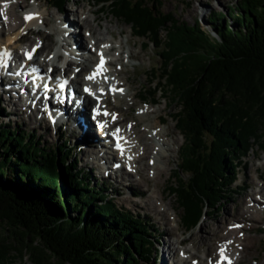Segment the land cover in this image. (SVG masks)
Instances as JSON below:
<instances>
[{
    "label": "trees",
    "instance_id": "obj_1",
    "mask_svg": "<svg viewBox=\"0 0 264 264\" xmlns=\"http://www.w3.org/2000/svg\"><path fill=\"white\" fill-rule=\"evenodd\" d=\"M70 1L45 0L60 11ZM92 1L156 51L152 88L139 100L157 104L160 92L178 109L171 117L186 143L166 192L185 230L195 229L241 188L253 147L264 154V0L210 12L203 23L214 36L200 20L189 26L162 13L166 0ZM64 135L46 146L33 131L0 125V264H154L161 239L153 226L116 206Z\"/></svg>",
    "mask_w": 264,
    "mask_h": 264
},
{
    "label": "rangeland",
    "instance_id": "obj_2",
    "mask_svg": "<svg viewBox=\"0 0 264 264\" xmlns=\"http://www.w3.org/2000/svg\"><path fill=\"white\" fill-rule=\"evenodd\" d=\"M8 1L9 0H4L3 2ZM16 1L19 3L22 0L9 1L13 5V12H11L10 16L8 17L9 21H11L10 24H15L19 20H24L25 18L22 13H25L26 11L36 13L40 11L50 21L48 25L41 23H36L33 25L30 24L28 27H25L24 30H21L22 36L27 37H25L23 41L24 45H17V49L33 45L37 40L36 37L38 30L53 33L54 29L58 28L59 19H61L62 15L57 11L56 8L48 7L45 0H23L22 2L25 5H27L28 3L30 4L28 9L25 10L23 9L24 7L18 5V3L14 4ZM236 1L237 0H166L160 10L164 14L172 15L174 13L175 15L172 16H175V20L189 26L194 25L196 21L200 20L202 26L204 27V30L211 34L210 28L204 26L203 23L206 20L207 15L213 11L227 13L228 7H230L231 4L234 5ZM10 3L8 4V6H10ZM38 3L42 5V8L37 6ZM63 10L67 13V15L64 16L65 21H72L73 19L76 20L74 16L75 12L77 11L79 12L77 17L80 18V20L89 19V21L92 22V24H90V29H97V35L100 38L101 36L106 35L108 30H112L111 36H115L114 38H111V36L108 37L106 35L111 43L109 45L118 47L120 45L119 42H122L124 44L125 52L130 49L135 53L137 52L138 55L134 57L132 61L126 60L127 66H124L125 61H123V59L119 61L120 63H117V67L122 66L121 71L124 73L123 75V73L120 71L119 76L122 77L121 79L125 81L126 84L130 86V88L132 87L133 91L131 93H128L130 95L134 93L137 94V98H139L141 97L140 93L145 94V91L151 90L152 85H148V80L146 78L147 73L152 69L157 70V68L159 67V59L155 56L156 51L153 49V47L141 49L142 44L144 42L146 43V39L134 37L132 35V30H130V28L128 27L129 25H126L117 18L113 17L110 14L111 10L109 8H105L101 13H98L97 11H99L100 8L96 7L95 3L92 0H71ZM92 10L97 12L100 21H93L94 16L89 14V11ZM99 22L100 25L98 26ZM21 23L22 22H20V25ZM71 27H73L72 30L74 31L77 29L73 22L71 24ZM8 28L9 27H7V24L2 26V30H7ZM82 30L81 36L86 38L84 45L89 47L88 37L85 35L90 34L91 32L86 33L84 32L85 29ZM44 33L45 32H43V35ZM211 35L214 36L213 33ZM46 37H48L49 39H45ZM46 37L39 38L44 41L45 45L46 43H49L53 48L51 47L43 55H41L40 53L42 51L38 52V57L40 55L42 57L46 56L48 55V53H52L53 55L56 49H61V46L63 44L62 42L54 45V38L56 37L60 40L61 36L55 35L53 37ZM1 45L2 44L0 43V47ZM64 52L65 51H62L61 53L66 55ZM114 53L111 54L112 56L110 55V58H114L117 60V55L119 53L117 51H114ZM93 65L94 63L90 64L91 67ZM72 71L74 72L75 70L71 69V72ZM2 77L4 81H2V83H5V85H7L8 77L5 75H2ZM155 84L156 82L153 85ZM6 95L4 92H1L0 88V111H2V113L0 112V116H2L0 118V125H8L13 128H20V130L28 132L33 131L35 132V135L37 137H40L42 141L46 143V146L60 145L59 139L63 136V134L65 133V138L69 135V133H67L68 127H60L58 124L49 125L47 121L43 122L41 119V115L33 114L26 108V106H20V104L18 103L14 104L16 100L12 95V97L10 98L12 101L11 103H8ZM137 98L133 100L131 99V97L123 98V101H121L119 105L115 104V101L110 99L109 101L111 105L109 107L111 108V110L113 109L112 111H115L116 115L115 113L109 111H104L103 114L105 115V113H108V115H106L108 117L114 116L120 119L122 118L120 121H122L124 133H129L130 127H133L134 123L139 125V127L136 128L139 131L140 127L144 129L148 125L157 127V129L166 130L169 136L168 138L171 141V149L168 152H165L163 149H159V146L156 143L157 140L146 143L147 148H151L152 146H154L162 153L165 152L164 158L166 159V162L168 164L164 169H162L163 172L161 177H158L157 174V177L152 180V175L150 174L151 169L148 168H150L149 166L153 162H156V160L148 159L150 156H152V154H150L151 151H146V154L145 156H143V160L140 163L145 169L142 170V166L139 164L140 170H138V174L141 175L142 182L139 183L135 176L129 175V171H127V167H125V165H122V168L117 172L111 171L110 169H114L115 167L113 166V161L104 158L100 159L101 157H99V155L96 156V154L102 152L98 148L101 146L100 143H96L97 140H100L101 136H99L96 131L94 132V126L90 125H87V131L89 132V135L88 132L85 133L83 130L79 131L74 129L75 131L72 132L74 133L73 136H75L71 139V144L77 148L76 158L77 162L79 163V167H82L85 172L91 171L92 177L96 180L98 179L99 183L106 182L105 185L107 188L111 189L110 195L118 208H121L134 216L139 215L140 218H144L150 225L153 226L157 237L161 239V241L159 240L158 245H154V249L158 251L159 256L158 260L154 264H182L181 260L183 261L185 258L187 261H190L189 256H191V254L193 253L192 251H197L198 260L200 258L206 259V255H208V248H215L214 250L211 249L212 253L214 252L212 255L215 256V252L219 254L220 248H217L219 245L218 243L221 239L219 231L223 230V228L227 230L228 226H230V224L234 222L244 225L245 231L243 229V231L240 230L241 233H239V236L244 237L243 235L245 234V237L248 238L245 243L246 246L242 251L243 254H241L239 251L235 253L238 257V264H264V209H262L264 208V200L257 196L261 189L264 190V154L260 153L258 149L253 147L249 156L243 161V168H241L238 173V181L236 182V186L241 188L234 189L235 194H232L229 197V200L222 203V206L218 210V213H213V215L205 216L199 223V226L197 228L186 231L180 221L182 212L177 208V205L175 203L176 199L170 196V194L165 190L166 188L171 187L177 183L174 171H176L177 166L181 163L179 157L186 143L176 129V122H174L171 117L178 112V109L175 105H173L170 98L167 100V102L162 101L160 92H157V95L153 98L157 101V104H152L150 98L146 99V104H144V102H140L139 100H137ZM127 103H129V106H132V108L127 107ZM115 107L117 109H115ZM141 107L149 108L153 112L146 115L145 117L140 116L139 118H137L139 115H141ZM85 111L87 110L83 109V111L79 112H81L80 114L84 115L86 113ZM86 116L88 117V113L86 114ZM157 117L164 119V124L160 125V123H158ZM78 118L79 117H77L76 119ZM44 119L46 118L44 117ZM84 120H86L85 116ZM92 133L95 135L94 137H92ZM143 136L146 138V135ZM109 143L111 146L112 140H109ZM142 149H144L145 151V148ZM137 152L138 149H135V151H131L130 153L136 155ZM156 164L157 166H160V168L164 166L159 162H156ZM108 171H110V174L105 176V172ZM143 175L145 176L143 177ZM182 177L185 180L187 179V176H185L184 174L182 175ZM161 196H164V200L162 201L160 200ZM150 198L155 199L154 202H151ZM254 199H259L260 203H263L259 208L262 213L258 214L260 216L257 215L255 217V220L250 223V221H245V219H243L245 216L241 215L242 213L239 208L249 209V207H247L248 202H250L251 200L254 201ZM147 203H152V205L154 206L155 204L159 205H156L155 209H151L145 206L147 205ZM160 205L164 209L162 207L160 208ZM163 211H165V213ZM162 212L164 213V216L161 215L163 214ZM249 224H252L251 227ZM172 232H174V234H172ZM182 240H187V243L180 245L179 243ZM192 240H194L193 243L195 244L193 245L195 248L191 245L192 243H190V241ZM170 249H172L173 251L172 255L169 254ZM183 251H185L186 254H183ZM14 264L31 263L29 262V260H27V258H22L17 259Z\"/></svg>",
    "mask_w": 264,
    "mask_h": 264
},
{
    "label": "bare ground",
    "instance_id": "obj_3",
    "mask_svg": "<svg viewBox=\"0 0 264 264\" xmlns=\"http://www.w3.org/2000/svg\"><path fill=\"white\" fill-rule=\"evenodd\" d=\"M3 1L0 0V43L2 44L1 47L6 48L5 53H7V55H5L3 57V61L1 60L2 57H1V53H0V65L3 67V69H5L4 66L6 65L5 59L7 58L8 54H10L12 57V63H14V64L11 63V65L8 68L9 71H12V67L16 64H18L15 68L16 70H17V68H19L21 65L24 64L22 74H25L24 70L29 71V68L30 69L35 68L36 70H40L42 77H44L46 79V75L49 74L48 69H49V66L51 64H52V66H51L52 74H50V75L56 76L57 70H58V65L54 66V63L58 60H59V62L63 63L64 66H66L68 72H71V69L75 70V77L76 78L74 80L72 79L71 76L69 77L67 75V71L63 75L61 74V79H62V77L70 79V81H69L70 86L77 93L82 95L81 97L88 104L87 105H86V103L78 104L77 106L74 107L75 109L73 110V114L71 117V121L73 123V127H72L73 131L83 130V125L94 126L96 124V128L95 129L93 128L94 132L95 131L99 132L100 136L105 137V139H107V140H102L100 138V140H97L96 143L99 142L101 145L98 148L102 152L96 154V156L99 155V157H101L100 159L104 158V159H109L110 161L112 160L113 164H114L113 166H115V164L125 165V167H127V171H129V175L135 176V178H137L139 183L142 182L141 175L138 174V170H140L139 164L142 162L143 156H145L146 151L147 152L151 151L150 154H152V156H150V157H153V158L149 157L148 159L149 160L155 159L156 162H159L160 164L162 163L164 165V166H162V168H160V166H157L156 162H154L152 165L149 166L150 168H148V169H151L150 174L152 175V180H154L157 177V174H158V177H161L162 172H163L162 169H164L166 167V165L168 164L166 162V159L164 158L165 157L164 153L168 152L171 149V141L169 140L168 133L166 132L165 129H157V127H153V126L148 125L144 129L140 127V131H139L136 129L137 127H139V125L134 123L133 127H130L129 133L128 132L123 133L124 127L122 126V121H120L122 118L120 119L118 117H115L113 119L114 116L103 117V115H102L101 118L104 120V122H101V121H98L96 119L95 120L92 119V117L90 116L91 111L89 113L87 112L89 110V105L95 104V106H97V107L93 110H96V112H100L101 114H103L104 111L109 110V112L115 113V111H112L113 109L111 110V108L109 107L111 105L110 101H109L110 99L115 101V104L119 105L120 102L123 101V98H130L131 97L132 100L137 98V94H134V93L132 95L128 94L129 92L131 93L133 91L132 87L130 88V86L127 85L126 82L121 79L122 77L119 76V73L122 69V66L117 67V63H120L119 61L123 59V61H125L124 66H127L126 60L132 61L134 59V57H136L138 55V53L136 52L137 53L136 54L131 49L125 52L124 44L122 42H119L120 45L118 47L114 46V45H109L111 43L108 40V38L106 37V35L108 37L111 36L112 30H108L107 34L101 36V38H100L97 35V29H94V28L90 29V27H91L90 24H92V22L89 21V19L80 20V18L77 17L78 13H79L77 11L75 12V16H74L76 18V20L73 19L72 21H70V20L65 21L64 16L67 15V13L63 9L60 11L62 16H61V19H59L58 28H55L53 33H51V32L48 33L47 31L38 30L37 31V37H36L37 40L35 41V43L33 45H31L29 47H23L21 49H17V45H20V44L24 45L23 41H24L25 37H27V36H22L21 30H24V28L28 27L30 24L33 25L36 23H41V24L48 25V23H50V21L40 11L38 13L26 11L25 13H22L24 18L27 15H34L35 18L31 19L28 22H26V20H21V21L19 20L15 24H10L11 21H9L8 17L10 16L11 12H13V8H12L13 5H12V3L9 2L10 0L8 2H3ZM22 1L19 3L16 1L14 4L18 3V5H21L24 7L23 8L24 10L28 9L30 4L28 3L27 5H25ZM9 3H10V6H8ZM3 5H4V7H3ZM37 6L42 8V5L40 3H38ZM97 12L94 10L89 11V14L94 16V19H93L94 22L100 21L99 16L97 15ZM20 22H22L21 25H20ZM72 22L74 23L75 27L77 28L75 31L72 30V28L74 27V26L71 27ZM6 24H7V27H9V28L7 30L6 29L2 30V26L6 25ZM99 25H100V22H99L98 26ZM82 29H85L84 32H86V33L91 32L90 34L85 35L88 37L89 47L84 45L86 38L81 36L82 35L81 30ZM43 32H45L44 35H43ZM55 35L61 36V38H60L61 41L56 37L54 38V42H55L54 45H57L60 42L63 43L61 46V49L60 50L56 49V51L53 53V55H52V53H50V54L48 53V55L45 54L46 56L42 57L41 55L46 53L52 46L49 43H46V45H45L44 41L41 38H43V37L45 38L46 36L53 37ZM132 35H133V33H132ZM39 37H41V38H39ZM112 37L113 36H111V38ZM47 38L48 37H46L45 39H47ZM1 47H0V50H1ZM35 48H37L38 51H36L35 55L32 56L31 59H29L27 53H29V52L32 53V51ZM142 48H144L143 44L141 46V49ZM61 50L65 51L64 53L66 55L62 54ZM40 51H42V52H40ZM114 51H117L119 53L117 55L118 56L117 60L114 58L113 59L110 58L112 56L111 54L114 53ZM38 52L41 53V55L39 57H42V58L38 57ZM101 55H103V57H105L106 60L109 61V63L104 67L103 71L95 72L94 68L96 67L97 64H99L98 58ZM95 56H96V62H94V66L91 67L90 64L93 63ZM30 72L31 71H29V73ZM93 73H96V75H97L96 78L88 79V77L92 76ZM123 75H124V73H123ZM15 76L16 75L13 73L7 81L9 86H8V84L5 85V83H2L3 77H2L1 69H0V81H1L0 82V88H1V92H4L5 95L7 94L6 96H7L8 103H11L12 100L10 98L13 96L16 100L14 104L18 103V104H20V106H22V105L24 107L26 106V108L30 112H32L33 114L41 115L42 121L46 122V119H44V116L48 117V115H44L43 113H40L41 108H39L40 105L42 104V101L37 100V101H35V104H33V103H31L32 101H29L27 99V98H30V97H28L30 94L29 91H26L24 93V96L26 99H23V97L21 96V91H23V88L21 87L19 89H16L15 87L10 86L11 84H13L12 80L13 79L16 80ZM29 76H31V75H29ZM32 76H33V74H32ZM80 85H83V86L80 87ZM86 87L88 89H90V91H94L95 93H97V92L99 93V95L96 98L101 99L100 103H94L90 98L86 97V95L83 92ZM110 87L112 88L111 91H110ZM120 89L126 91L125 96H123V95L122 96H116L115 93L113 94L114 90L116 91V90H120ZM103 92H106V95H102L101 93H103ZM8 93H9V95H8ZM32 105L35 106L33 109H32ZM126 106L129 108H132V106H129V103H127ZM83 109L87 110V111H85L86 113L84 115L80 114L81 112H79V111H83ZM115 109H117V108L115 107ZM140 111H142L141 115H139L137 118H139L140 116L145 117L146 115L153 112L149 108H142V107H141ZM60 112H62V111H60ZM54 113L58 117L62 118L60 113H57L56 111H54ZM87 113H88V117L86 116ZM63 115L66 116L64 113H63ZM115 115H116V113H115ZM79 116H81V117L85 116L86 120L84 121V123L81 122L80 120L76 119ZM49 117L51 118L52 116H49ZM157 120H158V123H160V125L164 124V123H162L161 118H158ZM102 123L105 125L104 127H101V125H103ZM117 129H119V132H118L119 135L116 134ZM86 132H88V131H86ZM88 135H89V132H88ZM143 135H146V138ZM77 136H78V133H77ZM112 137L115 138V140H113V142L119 141V144L121 146L125 147L123 152H121V153L116 152V150L113 149V144H111V146H110L109 140ZM154 140H157L156 143L159 146V149H163L165 151L164 153H162L160 150H158L154 146H152L151 148L146 147L147 142H150V141L152 142ZM141 147L145 148V151ZM146 148H147V150H146ZM135 149H138V152L136 153V155L135 154L133 155V153H130L131 151H135ZM75 155L77 156V153ZM121 168H122V166L118 169H116L114 167V169L112 168L110 170L113 172H117ZM141 169L143 170L145 168L142 166ZM108 172H110V171H108ZM108 172H106V173H108ZM138 175H139V177H138ZM144 176L145 175H143V177ZM257 196H259L262 200H264V190L261 189ZM163 197L162 196L160 197L161 201L164 200ZM150 200H151V202L152 201L154 202L155 199L150 198ZM261 204H263V203H260L259 199H254V201L251 200L250 202H248L247 207H249V209L248 208H243V209L239 208V210L242 213V214L241 213L240 214L242 216H245L243 219H245V221H250V223H252L255 220V217L258 214L262 213L261 210L259 209L261 207L260 206ZM156 205H159V204H155V206ZM145 206L148 208H151V209L156 208L154 205H152V203H150V204L147 203V205H145ZM161 207L162 206L160 205V208ZM262 209H264V208H262ZM163 212L165 213V211H163ZM164 213L161 215L164 216ZM161 215H160V217H161ZM258 216H260V215H258ZM242 222H244V221H242ZM251 225H250V227H251ZM244 228L245 227L243 224L234 222V223L230 224V226H228V228H227L228 231L224 228H223V230L219 231L221 239H220L219 243L216 242L219 244V245L217 244L218 245L217 248L224 250V254L226 255L228 261H225V259L222 260L221 253L218 254L215 252V256L212 255L214 253V252L212 253V251H211L212 248L211 249L208 248V255H206V259L200 258L198 260L197 259L198 258L197 257V251L194 252V251L190 250L193 252L191 254V256H189L190 258L188 257L190 259V261H187L186 258L182 261L181 260L182 258H181L180 260H181L182 264H213V263L229 264V261L231 262V264H238V262H239L238 257L236 256L235 253L237 251H239L241 254H243L242 253L243 248L246 246L245 243L248 240V238L245 237V234L243 235L244 237L239 236V233H241L240 230L243 231ZM259 232H260V230H259ZM172 234H174V232H172ZM193 242H194V240L190 241V243H192L191 245L194 247L193 244H195V243H193ZM186 243H187V240H182L179 244L183 245ZM247 244H249V243H247ZM214 249L215 248H213L212 250H214ZM169 254L170 255L173 254L172 249H170ZM183 254H186L185 251H183Z\"/></svg>",
    "mask_w": 264,
    "mask_h": 264
},
{
    "label": "snow or ice",
    "instance_id": "obj_4",
    "mask_svg": "<svg viewBox=\"0 0 264 264\" xmlns=\"http://www.w3.org/2000/svg\"><path fill=\"white\" fill-rule=\"evenodd\" d=\"M34 18H35L34 15H28V16L25 17L26 20H31V19H34ZM5 55H7V53H5ZM27 55H28V58L31 59V55H32V53L29 52V53H27ZM104 63H105V60H104V58H103V55H101L100 65H99V68H100L101 71L104 70V68H103ZM88 79H94V76H89ZM45 87H47V86H45ZM61 87L63 88V85H61ZM86 91H89V90L86 89ZM121 91H122V89H121ZM98 114H99V113H98ZM105 115H108V113H105ZM114 118H115V117H113V119H114ZM104 126H105V125H101V127H104ZM118 132H119V129H117V133H118ZM221 257H222L223 259H227V257L224 256V250H223V249H221ZM229 264H231L230 261H229Z\"/></svg>",
    "mask_w": 264,
    "mask_h": 264
}]
</instances>
